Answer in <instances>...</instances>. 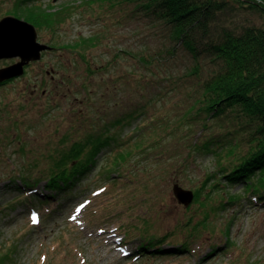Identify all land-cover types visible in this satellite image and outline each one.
<instances>
[{"label":"rangeland","instance_id":"374dc122","mask_svg":"<svg viewBox=\"0 0 264 264\" xmlns=\"http://www.w3.org/2000/svg\"><path fill=\"white\" fill-rule=\"evenodd\" d=\"M20 2L0 0V18L14 16ZM33 2L58 13V24L36 29L38 41L55 49L33 62L21 77L0 86V205L16 195L10 186L3 187L8 170L30 165L42 170L71 129L84 134L101 125L96 123L100 113L107 111L109 118L130 111L138 100L149 101L145 106L154 120L105 161L108 166L112 159L119 162V176L98 179L95 169L81 184L82 196L69 197L60 208L39 207L38 214L35 210L30 215L17 206L0 216V245L19 243L12 264H264V208L232 205L219 218L209 206L215 203L203 208L193 195L192 202L183 206L173 195L175 184L193 194L216 168L218 158L197 154L193 146L209 135L225 134L230 126L218 123L211 133L200 135L198 124H193L194 130L185 125L187 94L193 85L180 78L188 65L183 53L152 58L148 66L137 61L134 55L152 57L169 43L144 19H135L130 5ZM251 19L259 22L258 16ZM85 38L91 43L80 46ZM15 62L0 60V69ZM167 75L175 82L164 81ZM152 79L160 82L153 84ZM50 210L54 214L44 221ZM206 212L213 228L192 231L198 234L191 235V255L137 259L128 254L135 242L123 244L122 235L144 227L142 222L149 223L151 233L163 235L190 218L192 225L202 221ZM216 244L213 252L211 246ZM200 256L206 257L200 260Z\"/></svg>","mask_w":264,"mask_h":264},{"label":"trees","instance_id":"16d2710c","mask_svg":"<svg viewBox=\"0 0 264 264\" xmlns=\"http://www.w3.org/2000/svg\"><path fill=\"white\" fill-rule=\"evenodd\" d=\"M33 1L21 0L14 16L38 30L51 28L57 21L58 13H49L50 10L35 6ZM86 2L108 3L109 6L130 5L135 19H144L154 34L161 33L164 41L169 43L166 49L147 58L134 55L137 61L146 63V66L152 63V58L164 55L174 58L176 53H183L188 65L180 78L193 85L187 94L190 100L184 113L185 125L194 130L193 124H198L200 135L205 131L211 133V127L218 123L227 122L230 125L229 130L222 134L224 136L209 135L199 146H193L197 154L212 155L219 161L216 168L205 175L201 186L193 191L195 201L203 208L215 203L209 206L213 216L218 215L219 218H223L224 210L232 205L264 208V0ZM253 16H258L259 22L253 21ZM91 41L85 38L80 46L89 45ZM175 79L167 75L164 81L175 82ZM158 82L160 80L152 79L153 84ZM139 95L142 98L140 92ZM146 104L149 101L141 104L138 100L130 111L125 109L109 118L106 117L107 111L100 113L96 123L100 121L101 125L89 127L84 134L81 129H71L65 133L68 135L60 138L61 148L49 155V162L42 170H37V166L33 165L9 169L5 175L8 183L3 187L10 186V191L16 195L0 205V216L17 206L30 215L35 210L38 214L39 207L50 208L55 204L60 208L69 197L82 196L85 190L80 189L81 184L86 178L89 179L95 169L94 176L97 175L98 179L109 177L111 180L112 176H119V162L112 159L109 166L107 162L119 148L127 145L132 136L153 122ZM106 166L117 167L107 169ZM50 211L44 221L54 214ZM207 217L206 212L204 219L193 225L190 218L185 225L177 226V230L163 235L151 233L149 223L142 222L144 227L123 234L122 241L130 245L135 242L128 254L137 259L191 255V235L198 234L192 231L196 227L206 230L213 228ZM176 235L180 237L175 238ZM217 245L211 246L213 252L218 249ZM18 247L19 243L15 241L6 247L0 245V264H12ZM205 257L200 256L199 259Z\"/></svg>","mask_w":264,"mask_h":264},{"label":"water","instance_id":"95a60500","mask_svg":"<svg viewBox=\"0 0 264 264\" xmlns=\"http://www.w3.org/2000/svg\"><path fill=\"white\" fill-rule=\"evenodd\" d=\"M47 44L38 41L35 27L27 21L5 16L0 19V60H17L0 69V83L19 78L24 68L41 59L42 53L51 51ZM173 195L180 205L188 206L193 200L191 191H186L175 184Z\"/></svg>","mask_w":264,"mask_h":264},{"label":"flooded vegetation","instance_id":"af4514ba","mask_svg":"<svg viewBox=\"0 0 264 264\" xmlns=\"http://www.w3.org/2000/svg\"><path fill=\"white\" fill-rule=\"evenodd\" d=\"M52 50H53V49H52ZM48 52H50V51L43 52L42 55L45 54V53H48ZM41 57H42V56H41ZM16 61H17V60H16ZM31 64H32V63H30L27 67H30ZM27 67H25L24 70H25ZM52 79H53V76H52ZM9 81H12V79L9 80ZM9 81H6V82L3 83V84H6V83L9 82Z\"/></svg>","mask_w":264,"mask_h":264},{"label":"snow or ice","instance_id":"6c2138e0","mask_svg":"<svg viewBox=\"0 0 264 264\" xmlns=\"http://www.w3.org/2000/svg\"><path fill=\"white\" fill-rule=\"evenodd\" d=\"M32 221L33 223H36L37 222V218L35 216L32 217Z\"/></svg>","mask_w":264,"mask_h":264}]
</instances>
